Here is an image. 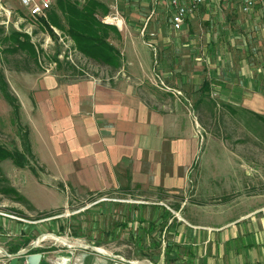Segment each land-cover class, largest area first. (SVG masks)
Here are the masks:
<instances>
[{
	"label": "crops",
	"instance_id": "obj_1",
	"mask_svg": "<svg viewBox=\"0 0 264 264\" xmlns=\"http://www.w3.org/2000/svg\"><path fill=\"white\" fill-rule=\"evenodd\" d=\"M98 1L108 7L104 1ZM123 1L135 19L127 20L126 11L123 15L118 9L124 23L121 30L113 26L116 33L110 42L120 52L121 65L118 68L105 65L109 70L106 77L84 75L73 80L59 67L63 62L59 51V45L62 46L60 37L67 35L59 28L49 25L55 34L53 36L44 26L43 20H48V11L45 17L32 19L21 2L20 13L8 10L7 15L15 14L14 16L18 17L14 23L15 29L11 32L17 30L19 23H27L21 33L28 36L30 33L31 37L34 24L39 22L43 29H47L46 32L41 31L44 38L40 46H58L57 51L53 49L52 60H46L51 67L43 68L44 71L33 69L32 72H20L26 74L27 78L22 77L30 81L21 85L20 92L14 90L19 98L18 112L28 125L29 136L32 135L31 141L33 138L36 145L45 149V153H36L35 145L30 141L32 154L36 155L40 165L44 163L47 176L59 184L63 183L65 189L74 188L76 191L93 194L134 189L149 194L184 193L181 205L173 204L174 210H182L185 205H189L190 200L185 192L189 190L192 182L193 186H197L196 191H229L228 193L236 194V191L240 190L237 183L242 172L238 173L237 158L231 151L227 152L225 158L228 157L226 160L233 162L234 169L230 171L231 177L225 180L222 179V171L217 169L220 166L212 165V158L204 157V148L201 154H198L199 122H196L194 113L192 114L193 106L198 114L199 111L205 110V106L210 105V97H228L230 102H237L236 104L246 112L264 117L262 51L254 52L259 59L254 62L251 57V60L249 59L253 52L247 47H240L244 51L243 56H231L228 50L233 48L229 49V46L225 47L219 43L211 44L207 39L203 44L197 45L203 53L202 61L199 62V58H192L195 53L192 41L171 40L168 37L156 39L154 30L151 31L149 26L148 30L146 24L144 27L143 24L137 26L136 18L140 20V13L137 14L140 9L138 5L142 0ZM153 1L154 4L157 2ZM54 3L55 0H52V5ZM110 7L108 12L99 13L98 18L102 23V18L112 12ZM152 12L154 13L153 10ZM173 15L174 11L172 17ZM3 24H7V20L3 21ZM144 33L147 38L154 39L157 46L159 53L155 66L153 55L148 48L150 41L142 38ZM67 38L68 44L76 50L72 39L69 36ZM30 42L36 49L38 59L41 49L31 40ZM151 42L153 43V40ZM21 52L29 55L27 51ZM198 52L199 48L197 54ZM161 82L183 96L179 97L161 87ZM188 98L194 103L192 110L189 109ZM42 130L46 131L48 138L43 135ZM37 131L42 134L43 141H38L35 135ZM205 138L208 143L212 142L210 137ZM220 156L218 154V157ZM193 166L196 169L192 175ZM244 172L243 174H247ZM247 176H244V182ZM258 195L249 193L239 198L247 202ZM236 196H232L231 200L236 201ZM166 199L164 197V200ZM66 201L67 196H64L60 206ZM191 202L196 203L192 205L197 207L208 206L196 200ZM97 204L104 206L103 200L94 201L91 206ZM220 206V203L213 206L215 209L212 215L210 214L212 217L207 215L200 220L194 219L188 212L183 211L187 216L182 214L173 224L168 223L170 257L162 255L163 261L169 258V261L173 259L177 264L179 259L184 264H264V201L261 200L256 205L248 203L239 212L225 217H220L222 210L217 211ZM170 215L168 212V217ZM98 217L101 224L108 225V214L104 213L103 216V208ZM161 218L160 212L157 220L160 221ZM154 220L139 217L133 223L139 224L140 228L141 223H154ZM124 222L122 221L121 225ZM21 226V222L0 219V228L5 229L8 235L19 238L25 236L24 226ZM153 230L155 226L151 232L145 234L146 240L157 237ZM101 233L105 235V231L102 230ZM72 237L77 239L78 236H69L67 240L70 242ZM72 247L75 246H70ZM72 250L62 249V252L55 253L54 260L58 262H46L43 253L40 264H73L67 263V257L76 255L75 250ZM0 261L8 262L5 258H0ZM91 264L104 263H100V259H96L95 263L93 258Z\"/></svg>",
	"mask_w": 264,
	"mask_h": 264
},
{
	"label": "rangeland",
	"instance_id": "obj_2",
	"mask_svg": "<svg viewBox=\"0 0 264 264\" xmlns=\"http://www.w3.org/2000/svg\"><path fill=\"white\" fill-rule=\"evenodd\" d=\"M101 1H104L108 7L111 6L110 10L115 6L121 10L123 15H125L126 11V19L134 21L132 19L135 18H133L130 9L124 6L125 1ZM244 1L210 0L188 15L180 29L176 30L171 25L173 8L169 0H157L155 4L153 0H142L138 5L140 9L137 11V14L140 13L138 15L140 20L136 18V24L138 27L142 24L144 27L146 24L147 30L149 26L151 31L154 30L156 39L168 37L171 40L192 41L194 43L192 49L195 51L192 54V58H199L197 59L199 62L202 61L203 53L200 50V46L198 47L197 45L198 43L203 44L204 40L207 39L211 44L218 45L219 43L225 47L229 46V49L233 48V50H228L231 56H243L244 51H242V48L247 47L253 52L249 59L251 60L252 58V61L258 62L259 59L256 58L255 51H262L260 53H262L264 60V7L256 3L250 11L245 12L242 9ZM153 4L154 6L151 7ZM1 7L3 8L0 9V71L7 82L8 92L19 101L14 90L20 92L21 85H26L30 81L24 79L22 76L27 78V75H23L20 72H32L33 69L44 71L45 69L43 68L51 67L46 60H52L53 49L57 51L58 46H49V48L40 46L44 38L41 31L46 32L47 29H43V26L37 22L34 24L32 35L29 38L41 49L38 59L31 58L29 55L26 56L21 51H6L10 46L3 38L12 29H15L14 23L18 18L14 16L15 14L9 16L7 13L8 10L9 12L13 10L16 14L20 13V0H0ZM108 7H106L107 10ZM5 20H7V24H3ZM25 24L27 23H19L15 31L23 32L22 29ZM47 34L45 33V35ZM142 38L147 40V42L153 40L154 50L149 45L148 48L153 55L155 66L159 53L155 41L147 38L145 33ZM67 39V36L60 37V40ZM198 48L199 52L197 54ZM59 51L62 56L60 57L61 62L63 61L59 67L71 80L84 75L103 77L108 75L109 70L105 65L99 64L72 49V46L67 41H65V45L61 47L59 45ZM164 83L161 82L160 86L179 97L183 96L174 88L165 86ZM188 100L189 109L192 110L194 103L191 102V99L188 98ZM210 100L211 102H208L210 105L205 106V110L199 111L198 114L196 107L193 106L194 112L192 114L194 113L196 122H199L197 141L200 143V148L198 154L200 155L202 148H204V157L212 158L211 164L220 166L217 169L222 171V179L226 180L231 177L230 171L234 169L233 162L226 160L228 157L225 158L227 152L231 151L230 153H233L238 160H236L239 169L238 173L242 171L238 176L240 180L237 183V187L240 190L236 191V194L234 192L228 193L229 191L208 192L206 190L200 192L196 191L197 186H193L194 183L192 182L189 190L185 192L190 200V203L188 202L189 205H185L182 210L175 209L178 210L175 211L172 208L173 204L181 205L184 193L183 195L179 192L149 194L148 192H140V190L134 189L93 194L80 190L76 191L74 188L65 189L63 183L59 184L52 178L51 180L50 176H47L44 163L40 165L36 155L32 154L31 142L33 141L35 145L36 153H45V149L41 145H36L33 138L31 141L32 135L29 136L28 125L18 111V113L14 112L12 105L6 100L0 90V145L8 151L18 150L22 152L24 141L27 140L30 146L29 152H31L27 155V164L23 167L17 166L9 158L0 159V219L21 222L22 226H24L23 234L31 239L28 246L30 247L33 241H37V248L46 249L42 252L45 254L46 262H58V260H54L55 253L62 252V249H74L75 258L67 257L69 259L67 263L91 264L93 258H95V263L96 259L98 261L100 259V263L104 264H168L170 262L171 264H177L173 259L169 261V258L166 259L167 261H163L161 256L164 255L166 246L168 247V223L173 224L176 218H181L182 214L187 216V213L183 211L188 212V215H191L192 218H199L200 220L203 216L209 215V217H212L213 209H215L213 206L220 203L221 208H217V211L222 210L223 213L220 214V217H225L226 215L239 212L248 203L256 205L261 200L264 201V123L252 117L244 108L236 104L237 102L235 104L232 101L230 102L228 97L220 98L214 95L210 97ZM231 100H233L232 97ZM42 133L47 136L46 131L42 130ZM35 135L38 141H43L40 131L35 132ZM205 137H210L212 142L208 143ZM216 153L221 156L218 157ZM205 167L207 168V162ZM195 169L196 167L193 166L192 175ZM244 171L247 174H243ZM245 175H248L247 182L245 181L247 184L243 181ZM249 193L259 195L254 196L251 198L252 200L247 202L245 199L239 198ZM235 195H237V199L232 201L231 198ZM64 196H67V201L63 206H60L63 203ZM164 197L168 200H164ZM99 200H103V207L102 204L91 206L92 202ZM191 200L205 203L208 206L197 207L192 205L196 203L191 202ZM102 208L103 216L104 213L105 215L108 214L107 226L101 224L98 217V213L100 214ZM167 210L171 214L170 217H168ZM160 212L163 214L161 220L158 221L157 216ZM139 217L155 220L154 223L143 222L139 228V224L133 223ZM122 221H125V225H121ZM150 224H153V228L155 226L153 233L157 237L151 238L146 242L136 241L135 236L143 234V230L149 229ZM118 229H120V232H118ZM102 230L105 231V235L101 233ZM6 233L8 232L1 227L0 258L8 260L4 256L3 250L7 251L9 245L17 243L20 239L17 240L18 236L14 237ZM76 235L78 236L77 239L70 238V246H76L80 243L79 245H90L97 251L94 252L90 247L70 248L57 240L58 236L68 239L69 236ZM100 236L103 237L101 238ZM152 240H159L160 247L151 246ZM139 244H141V247L144 245L148 246V249L144 248L141 250V247H138ZM28 246L24 249H28ZM180 252L178 249V253ZM154 260L156 261L154 262ZM177 262L184 264L180 259ZM3 263L8 264L7 261ZM3 263L0 261V264ZM17 264H25L23 257L19 259Z\"/></svg>",
	"mask_w": 264,
	"mask_h": 264
},
{
	"label": "trees",
	"instance_id": "obj_3",
	"mask_svg": "<svg viewBox=\"0 0 264 264\" xmlns=\"http://www.w3.org/2000/svg\"><path fill=\"white\" fill-rule=\"evenodd\" d=\"M107 12L106 6L98 0H55V3L48 10V20H43L44 26L55 36L49 25H53L62 30L67 36H69L74 47L82 55L94 60L95 62L103 65L110 66L112 68H118L121 65L120 52L111 44L110 39L116 33V28L104 24L98 18L99 13ZM8 42L9 49L6 51L18 52L27 51L28 54L36 59V49L30 42V38L27 34L13 31L3 38ZM7 82L4 79V75L0 71V90L6 100L12 105L15 113H18L19 105L16 98L7 90ZM255 119H258L264 123V117L251 113ZM24 149L22 152L18 150H6L0 145V159H11L17 166H25L27 155L30 154V146L27 140L24 141ZM167 212H169L167 210ZM163 214V213H161ZM125 225V224H124ZM153 224H150L149 229L143 230V234L135 236L136 241H144L145 234L151 232ZM20 240L12 245L8 246V252L13 254L20 249L26 248L31 239L28 237H21ZM153 241V240H152ZM155 248L160 247V241L155 240L150 243ZM141 247V244L138 245ZM148 249V246H142V249ZM46 249L33 248L29 253L41 252ZM170 247L165 248L164 254L168 255ZM156 260H154L155 262Z\"/></svg>",
	"mask_w": 264,
	"mask_h": 264
},
{
	"label": "built area",
	"instance_id": "obj_4",
	"mask_svg": "<svg viewBox=\"0 0 264 264\" xmlns=\"http://www.w3.org/2000/svg\"><path fill=\"white\" fill-rule=\"evenodd\" d=\"M20 2L22 6L28 10V13L32 19L45 17L47 11L52 5V0H20ZM169 2L174 11L171 25L172 28L177 30L180 29L185 18L191 13L195 12L201 5L206 3V0H169ZM256 3L264 7V0H245L242 6L243 11H250L253 5ZM102 21L115 26L119 30L122 29L124 23V19L120 14V11L115 6L112 8V12L109 15L102 18ZM60 41L62 45H65V41L67 40ZM148 45L154 50V46L151 41L148 43ZM60 57H62L61 53Z\"/></svg>",
	"mask_w": 264,
	"mask_h": 264
},
{
	"label": "water",
	"instance_id": "obj_5",
	"mask_svg": "<svg viewBox=\"0 0 264 264\" xmlns=\"http://www.w3.org/2000/svg\"><path fill=\"white\" fill-rule=\"evenodd\" d=\"M58 238L60 237L58 236ZM67 246L70 247V245H67ZM75 247L77 248L78 247H90L94 251H97L94 247L90 245H76ZM33 248H37V241H34L33 243H31L28 249H22L13 254H10L6 250H3V253H4V256L8 258V264H17V262L19 261L21 257H23L25 264H40L41 259L43 257V253L42 252L29 253V251Z\"/></svg>",
	"mask_w": 264,
	"mask_h": 264
},
{
	"label": "bare ground",
	"instance_id": "obj_6",
	"mask_svg": "<svg viewBox=\"0 0 264 264\" xmlns=\"http://www.w3.org/2000/svg\"><path fill=\"white\" fill-rule=\"evenodd\" d=\"M54 235V234H53ZM57 240L58 241H60V242H62L63 244H66V245H70V242L67 240V239H65V238H62V237H60V238H58L57 237ZM55 241V240H54ZM80 244V243H79ZM78 244V245H79ZM101 250V249H100Z\"/></svg>",
	"mask_w": 264,
	"mask_h": 264
}]
</instances>
